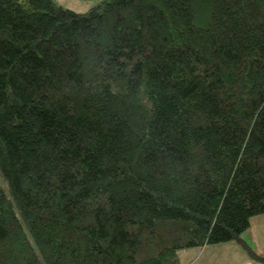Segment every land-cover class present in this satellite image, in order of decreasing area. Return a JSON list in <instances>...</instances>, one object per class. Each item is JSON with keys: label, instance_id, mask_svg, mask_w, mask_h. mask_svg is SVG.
I'll use <instances>...</instances> for the list:
<instances>
[{"label": "trees", "instance_id": "1", "mask_svg": "<svg viewBox=\"0 0 264 264\" xmlns=\"http://www.w3.org/2000/svg\"><path fill=\"white\" fill-rule=\"evenodd\" d=\"M264 214V0H0V264H186Z\"/></svg>", "mask_w": 264, "mask_h": 264}, {"label": "rangeland", "instance_id": "2", "mask_svg": "<svg viewBox=\"0 0 264 264\" xmlns=\"http://www.w3.org/2000/svg\"><path fill=\"white\" fill-rule=\"evenodd\" d=\"M99 0H55L56 3L76 12H84ZM252 250L264 256V214L254 216L250 227L242 234ZM186 264H264L249 257L246 251L235 242L216 243L199 250L181 253Z\"/></svg>", "mask_w": 264, "mask_h": 264}]
</instances>
